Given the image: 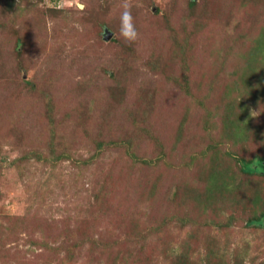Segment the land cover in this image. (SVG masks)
<instances>
[{
    "label": "rangeland",
    "instance_id": "1",
    "mask_svg": "<svg viewBox=\"0 0 264 264\" xmlns=\"http://www.w3.org/2000/svg\"><path fill=\"white\" fill-rule=\"evenodd\" d=\"M123 2L0 0V264H264V0Z\"/></svg>",
    "mask_w": 264,
    "mask_h": 264
},
{
    "label": "clouds",
    "instance_id": "2",
    "mask_svg": "<svg viewBox=\"0 0 264 264\" xmlns=\"http://www.w3.org/2000/svg\"><path fill=\"white\" fill-rule=\"evenodd\" d=\"M120 7L122 8L119 15L120 36L126 42L133 43L139 38V33L133 23V16L131 13L132 5L128 3V0H124Z\"/></svg>",
    "mask_w": 264,
    "mask_h": 264
},
{
    "label": "trees",
    "instance_id": "3",
    "mask_svg": "<svg viewBox=\"0 0 264 264\" xmlns=\"http://www.w3.org/2000/svg\"><path fill=\"white\" fill-rule=\"evenodd\" d=\"M239 162L241 164V171L244 172L246 175L264 176V157H254L251 160H241ZM248 225H253L256 227L264 226V214L262 217L250 221Z\"/></svg>",
    "mask_w": 264,
    "mask_h": 264
},
{
    "label": "water",
    "instance_id": "4",
    "mask_svg": "<svg viewBox=\"0 0 264 264\" xmlns=\"http://www.w3.org/2000/svg\"><path fill=\"white\" fill-rule=\"evenodd\" d=\"M111 36H112V35H111V34H109V35L107 36V39L109 40V39L111 38Z\"/></svg>",
    "mask_w": 264,
    "mask_h": 264
}]
</instances>
